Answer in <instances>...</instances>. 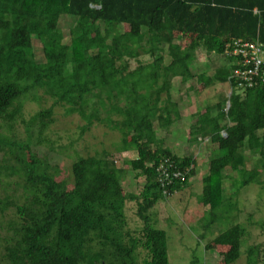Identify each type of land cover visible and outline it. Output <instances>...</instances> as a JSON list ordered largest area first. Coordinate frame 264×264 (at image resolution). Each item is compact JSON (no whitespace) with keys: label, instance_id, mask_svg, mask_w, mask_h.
<instances>
[{"label":"trees","instance_id":"trees-1","mask_svg":"<svg viewBox=\"0 0 264 264\" xmlns=\"http://www.w3.org/2000/svg\"><path fill=\"white\" fill-rule=\"evenodd\" d=\"M62 22L67 34L49 40ZM0 33V118L12 128L21 97L30 92H39L30 94L35 101H51L26 121L27 142L0 134V264H170L167 233L151 211L190 186L197 160L165 147L153 126H170L177 116L169 84L194 78L199 48L225 59L211 79L228 84L230 93L216 104L215 116L206 107L188 131L223 152L209 158L198 203L213 215L229 201L224 180L230 172L241 186L261 183L264 82L239 85L232 75L238 63L225 51L235 39L264 43V0H0ZM186 36L191 40L182 50ZM55 107L78 115L80 136L96 125L117 131L115 151L132 157L119 168L106 151L78 155L68 178L58 179L59 168L31 149L32 137L40 144L53 122ZM255 153L256 163L246 169L247 154ZM164 157L188 168L184 181L161 186L156 167ZM129 172L144 178L138 194L124 192ZM129 201L142 223L137 230L127 225ZM229 231L227 262L243 253L245 229L235 223ZM245 253V264L263 262L260 245Z\"/></svg>","mask_w":264,"mask_h":264},{"label":"rangeland","instance_id":"rangeland-1","mask_svg":"<svg viewBox=\"0 0 264 264\" xmlns=\"http://www.w3.org/2000/svg\"><path fill=\"white\" fill-rule=\"evenodd\" d=\"M67 29L68 24L62 22L59 31L50 35L49 40L56 38L59 32L63 35L67 34ZM190 40L191 38L186 36L180 42L182 50L186 48ZM39 47L38 42L34 41V53L38 60L41 57ZM218 58L216 57L215 60ZM140 59H148V56H141ZM201 60L204 59L200 57L199 61ZM221 60L220 57L218 61ZM131 65L132 67L135 66V62L131 61ZM188 83H180L177 79H173L169 84L171 94L175 96L181 93L188 88ZM190 84L194 85L193 82H190ZM199 86L201 85L199 84ZM212 90L213 88L210 89V91ZM227 92L228 87L224 93ZM30 94L35 95L39 92H30L27 96L23 95V98L21 97L20 116L12 128L9 127L6 118H0L1 135L17 142H27L29 134L26 131V121L41 108L48 107L51 104L50 99L47 97L35 101ZM203 95L198 97L197 94L190 93L187 98L189 101L186 102L188 105L185 104L181 108H184L181 111L182 119L175 120L173 118L175 122L168 128L161 130L158 128L157 123H154L153 127L157 129V136L162 138L163 144L168 145L174 153L178 155L199 154L200 156L197 157V173L189 180L190 186L175 192L166 200L158 202L152 208V220L156 227L164 229L167 233V254L170 264H245V249L253 244L260 245L263 259L261 264H264V167L256 163L258 158L256 153L247 154L250 156L245 162V167L251 169L253 163H256L261 183L255 182L241 186V177L238 178L234 172L226 170L225 173H232L224 180V191L229 201L224 202L213 215L208 212L207 206H201L198 203L197 198L202 189L201 178L207 171L209 157L223 153L218 148L215 149L209 140L201 139V141L203 140L201 144L194 145L187 143V140H185L192 119V117L186 116L189 109L195 106L196 111H198L197 108H200L203 104L200 102L203 101L206 105L213 100H218L220 97V93L216 89L215 93L210 95L214 99H207L206 95L208 94L206 93ZM80 124L81 121L78 115H65L62 108L55 107L53 122L37 138L41 141L40 144L34 143L35 138L30 133L33 139L32 151L39 157L45 156L51 165H56L59 168L58 179L68 178L71 162L78 155L83 156L106 151L110 153V159L115 160V164L119 168L124 167V159L132 157L129 152L118 153L115 151V144L119 140L117 131H111L102 125H96L92 126L83 136H80L78 129ZM31 131L38 135L36 127H31ZM41 139H44L43 142ZM44 141H46V144ZM50 146H52V150ZM232 175L236 177L235 180ZM143 182V177H135L133 172H129L123 176L121 184L126 194H138ZM233 191L236 194L230 200ZM135 211L136 203L134 201L127 202L125 206L127 225L133 230H137L142 226ZM235 223L240 224L245 229L243 253L237 260L227 262L232 256L228 246L231 234L229 228L230 225Z\"/></svg>","mask_w":264,"mask_h":264},{"label":"built area","instance_id":"built-area-1","mask_svg":"<svg viewBox=\"0 0 264 264\" xmlns=\"http://www.w3.org/2000/svg\"><path fill=\"white\" fill-rule=\"evenodd\" d=\"M225 53L236 59V66L232 75L239 85L250 87L264 82V43L258 40L235 39L226 45ZM158 180L161 186L172 181H184L188 168L174 165L169 157H164L156 167Z\"/></svg>","mask_w":264,"mask_h":264},{"label":"crops","instance_id":"crops-1","mask_svg":"<svg viewBox=\"0 0 264 264\" xmlns=\"http://www.w3.org/2000/svg\"><path fill=\"white\" fill-rule=\"evenodd\" d=\"M200 57L203 58L204 60L199 61ZM216 57H219V56L215 55V54H208L202 48H199L197 50L196 58H195L194 62L191 64V70L194 73V78L189 80V81H187V82H185V83L189 82L187 87H191L192 84H190V82H193L194 83V85L192 86L193 89L187 91V88H186L181 93H179V94H177L175 96H173L171 94L172 100L177 104L176 105L177 107L174 108L177 111V116L174 117L175 120L181 118V116H182L181 111L184 110V108L183 109H181V108L183 107V105L187 104L186 102L189 101V100H187V98L189 97L190 93H193L195 95L197 94L198 97H201L204 93H206V94H208V95H206L207 99H210V100L214 99L210 95L215 93V89L220 93V97L216 101L213 100L211 103H209V104L207 103L206 105H205V102H203V101L200 102V103H203V104H202V106L200 108L199 107L197 108L198 111H196L195 106L193 108L189 109L188 113H186L187 114L186 116H188L190 118L192 117L191 120L194 119V121H196L198 119L199 115L201 113H203L205 111V108L208 107V106L210 107V116H215V114H216V104L218 102H220L221 100H224L226 97L229 96L230 89L228 87V84H226V83H215L211 79L212 70L217 68L219 66V64H221L223 62V60H225V59H223L221 57L222 60L218 61V59L220 57L217 60H215ZM199 84L201 86H199ZM227 87H228V92L224 93V91L226 90ZM212 88H213V90L210 91V89H212ZM176 98L179 99V100L177 101ZM226 104H228L227 101H226ZM174 119H173L172 124L175 122ZM191 120H190V122H191ZM168 127L169 126H167L165 128H162L161 130L166 129ZM162 137H164V135H162ZM185 138H186L185 140H187V143L188 142L192 143L191 145H194V144H197V143L201 144V142L203 141V140L201 141V137H197V141H194L192 138H190L189 133L186 134ZM204 140H209V139L208 138H204ZM198 141H200V142H198ZM212 145H214V148L217 149V146L215 144L212 143ZM164 146L167 147V148H170L166 144H164ZM171 151H172V149H171ZM193 156L196 157V160H197V157L200 156V155L199 154H195Z\"/></svg>","mask_w":264,"mask_h":264}]
</instances>
